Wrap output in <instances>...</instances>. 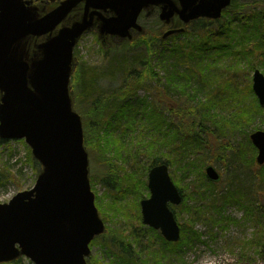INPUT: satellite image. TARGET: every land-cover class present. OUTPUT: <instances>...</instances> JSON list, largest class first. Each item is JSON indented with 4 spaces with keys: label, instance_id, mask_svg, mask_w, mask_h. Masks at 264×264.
I'll return each mask as SVG.
<instances>
[{
    "label": "rangeland",
    "instance_id": "374dc122",
    "mask_svg": "<svg viewBox=\"0 0 264 264\" xmlns=\"http://www.w3.org/2000/svg\"><path fill=\"white\" fill-rule=\"evenodd\" d=\"M26 1L49 12L62 0ZM260 12H264V0H236L219 22L209 25L206 34L199 33L197 23H192L180 35L159 43L154 41L151 51L155 54L151 64L153 72L161 79L160 84L147 83L125 102L128 107L124 109L118 105L114 109L106 108V95L114 92L121 80V73L113 72L114 65L108 70L107 56L109 48L120 46L122 42L111 40L102 47L96 32L91 30L81 36L73 52L76 61L71 80L73 109L83 123L90 186L99 217L107 231L90 245L88 264H120L118 252L112 248L110 239L117 241V245L119 242L122 245L129 243L134 257L147 260L149 264L153 262L148 255L151 247L158 249L161 244L159 232L141 223L139 207V202L149 197L147 173L152 158L147 156L145 148L139 146L138 140L143 134L144 140L149 142L152 132L148 128L153 126V122L145 117L146 105L141 101L146 98L147 104L155 106L153 88L166 89L169 107L180 112L177 120L182 119L184 127L189 125L193 133H201L202 130L206 133L198 136L204 139L203 147L198 151L192 150L185 160L179 158L174 149L177 139L173 132L164 138L154 139L153 159L168 162L173 183L183 194H188L182 211L180 206L174 207L180 226H192L186 213L189 208L202 206L207 210L208 203H212L190 195L194 184L199 185V176L205 165H214L222 176L221 187L212 190V194L219 198L229 191L239 193V186L255 184L256 187V179L244 165L248 158L256 155V151L251 150L249 136L255 131H264V111L239 125L228 121L234 118L238 108L248 107L252 100L251 67L255 66L264 74V39L252 37L253 33L264 34V26L256 29V14ZM140 24L149 31H157L161 27L157 12L152 17L143 16ZM257 40L261 45L252 50L256 51V56L244 57L240 53L243 46ZM227 43L234 44L229 52L220 45ZM182 52L190 53L191 58L185 62ZM191 69L197 73L190 74ZM83 70H91L97 75L94 91L88 85L94 75L88 76L82 73ZM173 77L182 90L169 84ZM241 92L246 100H242ZM168 117L174 119L172 115ZM128 123L131 128H127ZM186 131L185 134L190 133L188 128ZM223 147L226 154L220 159L218 151ZM29 151L24 140L0 143V203H6L18 192L34 186L40 167L35 169L28 159ZM186 207L187 210L183 211ZM211 211L217 219L231 218L235 223L213 224L209 217L205 220L199 218L193 224V230L201 235L200 240H190L175 254L160 256L159 264H264V256L259 254L261 249L254 242L251 245L261 229L252 220H247L243 209L236 203H225L222 208ZM23 261L32 264L28 259Z\"/></svg>",
    "mask_w": 264,
    "mask_h": 264
},
{
    "label": "water",
    "instance_id": "95a60500",
    "mask_svg": "<svg viewBox=\"0 0 264 264\" xmlns=\"http://www.w3.org/2000/svg\"><path fill=\"white\" fill-rule=\"evenodd\" d=\"M232 0H62L45 12L26 0H0V140H24L40 171L31 189L0 203V263L20 257L33 264H86L90 243L105 233L89 182L82 121L73 110L70 80L73 49L81 36L97 30L106 37L131 40L143 10L159 8L169 26L197 19L217 20ZM81 7L79 18L70 14ZM150 11H148L149 13ZM42 13V14H41ZM106 14H111L106 17ZM170 29L162 39L180 34ZM252 91L264 107V75L253 71ZM264 164V131L250 134ZM212 183L218 171L205 168ZM149 197L140 201L141 222L167 242L180 240L170 205L182 196L167 164L151 167Z\"/></svg>",
    "mask_w": 264,
    "mask_h": 264
},
{
    "label": "trees",
    "instance_id": "16d2710c",
    "mask_svg": "<svg viewBox=\"0 0 264 264\" xmlns=\"http://www.w3.org/2000/svg\"><path fill=\"white\" fill-rule=\"evenodd\" d=\"M235 2L232 3L230 7L234 5ZM229 9L223 12V14L226 15ZM258 16V19L256 21V29H260L264 26V12H260L256 14ZM223 16V15H222ZM220 21V20H219ZM217 21V22H219ZM197 23V24H196ZM198 26V32L206 34L209 28V25L214 24L211 21L199 19L196 22H194ZM202 34V35H204ZM257 34V33H256ZM202 36L201 34H199ZM261 36V39H264V34H258ZM159 40V36L155 35L154 37H141L138 41H135L134 43H128L124 42L120 46H116L114 48H109V54L107 56V61L109 62L110 67L108 70H111V66L113 67L114 73H121V84L120 86L111 94L106 95V108L108 109H114V106L118 105L121 109L127 108L128 105L125 103L131 96L136 95L137 91L141 90V88H144V86L148 83H156L160 84V77L153 72V66L151 63L154 61V52L152 54L151 47L154 41ZM159 43V42H158ZM208 43V42H207ZM221 48L224 47V44H220ZM136 49L132 50L131 48ZM206 47V44L204 45ZM203 46V47H204ZM264 49V46H262ZM174 53V51H172ZM264 54V51H262ZM184 60L188 59L190 57V53L184 54ZM192 56V54H191ZM191 58V57H190ZM139 69H137L138 67ZM190 74H196V70L191 69ZM82 73H85L86 75H94L91 84L90 81L88 82L91 91H94L96 86L94 84V78L97 76L95 73H92L91 70L89 71H82ZM152 74V75H151ZM186 76L190 77L187 73H185ZM170 78V77H169ZM169 81V80H168ZM169 84L175 85V89H183L181 85H179L177 82H175V77L171 78V82L169 81ZM167 85V84H166ZM169 86V85H167ZM89 89V90H90ZM165 88H153L154 92V105H151V103L146 104L145 100H142V103H145V117L148 121L153 122L152 128H148L150 132H152L149 142H146L144 140L143 134L141 135V138L138 140L139 146L146 149V153L148 157H151V166L156 165L157 163H160L161 161L158 159H153L154 155V145L156 138H164L165 136L170 135V131L173 132L176 140V145L174 149L180 155L179 158L186 159L190 155L189 153L192 150L198 151L203 147V138H199V135H206L205 131H201V133H193L190 132L188 134H185L183 131L179 130L177 126H183L182 119L179 121L177 118L180 115V112L176 110V108H170L167 100L169 101V98L166 100V93ZM126 104V105H125ZM156 107V108H155ZM179 108V107H178ZM253 111L254 113H262L264 110L260 109L257 105L255 99L253 98ZM122 111V110H121ZM189 112H192L189 110ZM185 116L187 113H183ZM169 115H172L174 117L173 120L169 119ZM158 116V117H157ZM249 120V116L245 112V110H237V114L234 115L233 120H231L232 124L239 125L243 122H247ZM159 122V124L157 123ZM165 125V127H164ZM151 127V126H150ZM201 128V125L199 126ZM127 128H131L130 124L128 123ZM86 130V125H85ZM201 130V129H200ZM123 131V129H121ZM123 133V132H122ZM125 134V133H123ZM197 137H195V135ZM123 136V135H122ZM190 136V137H188ZM189 138V139H187ZM87 140V139H86ZM85 140V144H87V141ZM2 141L0 140V143ZM86 146V145H85ZM252 151L254 152L255 149L253 146H251ZM220 150H222L223 154L225 153L224 147L219 149L218 156L220 154ZM222 154V153H221ZM222 154V155H223ZM28 159H31L33 166L38 168V163L31 157L30 151L28 153ZM168 164V162H166ZM253 168V177L256 179V187L255 184H252L248 187H241L239 186L238 191L243 193V198L238 200V203L240 204V207L245 208L244 211L246 213V217H248V220H252L253 223L256 224V226H259L261 230L258 231V234L256 235L255 241L251 242V245H256L259 247L260 255L264 256V167H257L253 163V158H250L247 162V166ZM246 166V164L244 165ZM203 171H201L199 176V185L194 184L193 189L190 191L191 197H197L199 199H207L211 200L212 203H208V209L204 210L202 206H196L191 207L187 210V207L183 210H187L186 213L189 214V221L191 223L190 228H185L181 226V239L178 243H166L161 238V244L159 245L158 249H154L151 246V252L148 253L149 256L152 258V264H159L161 261L160 256H165L167 253L175 254L179 247L182 245H188L190 243V240H200L201 235L193 230V224L200 218V219H210V221L213 224L222 223V224H233L235 223L234 219L227 218L224 220L217 219V215H215L211 210H216L222 208L225 203H237L235 200L236 196L240 193L238 192H230L229 194L222 195L221 198L218 197L217 194H212V190L218 189L220 186L215 185L213 183H210L206 180L205 176H203ZM191 185V184H190ZM188 194H183V201L180 205V210L186 206L187 203V197ZM192 199V198H191ZM183 205V206H182ZM182 206V207H181ZM175 209V208H174ZM221 210H219L220 212ZM209 212H211L209 214ZM212 224V225H213ZM191 234V235H190ZM135 242L137 241V238L134 237ZM109 243L111 244L113 249L117 250V260L120 264H149L147 260H142L139 258H135L132 254L133 251L130 250L131 245L129 243H126L125 245H122L121 242H119L121 245L116 244L117 241L110 239ZM92 244V243H91ZM130 245V246H129ZM164 245V246H162ZM164 251V253H163ZM115 252V251H114ZM116 253V252H115ZM6 264H25L23 261V258H19L16 261H13L11 263ZM88 264V259H87Z\"/></svg>",
    "mask_w": 264,
    "mask_h": 264
},
{
    "label": "bare ground",
    "instance_id": "6f19581e",
    "mask_svg": "<svg viewBox=\"0 0 264 264\" xmlns=\"http://www.w3.org/2000/svg\"><path fill=\"white\" fill-rule=\"evenodd\" d=\"M256 36H258V38H261V36L260 35H258V34H254L253 33V35H252V37H256ZM235 43V45H236V41L234 42ZM233 43L231 44V43H227V44H225L224 45V47H223V49L224 50H226V52H229L230 50L229 49H231V48H233ZM259 45H261L259 42H258V40L257 41H253V42H250V43H248V44H245L244 46H243V49L240 51V53L244 56V57H251V56H256V51H252L253 50V48L254 47H256V46H259ZM235 50H236V47H235ZM261 50H262V48H261ZM250 62L252 61V60H249ZM255 65H256V63H255ZM138 67V66H137ZM140 67H138L137 69H139ZM252 69H253V71H255V70H259V69H257V68H255V66H252L251 67ZM260 71V70H259ZM260 73H262L261 71H260ZM263 74V73H262ZM264 75V74H263ZM120 84H121V80H120V83H119V85H118V87L120 86ZM117 87V88H118ZM115 91V90H114ZM138 92V91H137ZM254 95V96H253ZM253 95H252V100H251V102H249V104H248V107H246V108H244V107H241V108H238L237 110L239 111V110H245V112L247 113V115L249 116V119L250 118H253V117H256V116H258V115H262V114H260V113H254V111H253V108H252V106H253V97H254V99H255V101H256V103H257V105L259 106V108L260 109H263L264 107H261L260 105H259V102H258V99H257V97H256V95L253 93ZM134 96V95H133ZM133 96H131V97H133ZM240 96L242 97V100H246L245 99V96H244V94H243V92H241V94H240ZM143 100H145V103L147 104V102L148 101H146V98H144ZM207 110H209V109H207ZM206 113V112H205ZM207 114V113H206ZM206 114L203 116V118H205V116H206ZM231 120H233V119H231ZM231 120H229L228 121V123L229 124H232V122H231ZM177 128L179 129V130H184V129H186L187 130V128H188V130H189V132H191L192 131V129L189 127V125H188V127H184V126H177ZM231 129V128H230ZM195 135V137H197V135L196 134H194ZM121 145V147L123 146V144L121 143L120 144ZM253 146V145H252ZM253 148L255 149V151H256V155H255V157L253 158V155L250 157V158H253V163L257 166V167H264V164L263 165H259L257 162H256V157H257V154H258V150L253 146ZM252 150V149H251ZM253 152V151H252ZM221 153L223 154V152H222V150H221ZM220 153V155L219 156H217V157H219L220 159H222L223 158V156L225 155V154H221ZM218 158V159H219ZM250 158H248L247 159V161H246V167H247V169L252 173V178L254 179L255 177H253V171H254V169L253 168H251V167H249V165L247 166V162L249 161V159ZM207 166H212V167H214L215 169H216V167L214 166V165H212V164H207V165H205L204 167H203V172L205 171V168L207 167ZM205 173V172H204ZM230 193V191L228 192V194ZM243 198V193L242 192H240L237 196H236V198H235V200L237 201V203H238V200H240V199H242ZM238 206L240 207V204L238 203ZM241 209H243V212H244V214H245V211H244V209L245 208H243V207H240ZM245 216H246V214H245ZM248 220V219H247ZM248 221H251V220H248Z\"/></svg>",
    "mask_w": 264,
    "mask_h": 264
},
{
    "label": "flooded vegetation",
    "instance_id": "af4514ba",
    "mask_svg": "<svg viewBox=\"0 0 264 264\" xmlns=\"http://www.w3.org/2000/svg\"><path fill=\"white\" fill-rule=\"evenodd\" d=\"M37 1V0H36ZM148 11H150L149 13H148ZM147 12H145V13H143L141 16H140V19L144 16L145 18H148V17H152L156 12L158 13V9H151V10H148ZM106 16H109V14H106ZM181 26V23L178 21V18H174V19H172V21H171V23H170V25L169 26H164L163 25V28L162 29H158L157 31H149V30H147V29H145V32H144V34H148L149 35V37L151 36V37H153L154 35H155V33H160V31L162 30H164V31H168V30H170V29H175V28H178V27H180ZM143 34V35H144ZM137 37L138 36H133V38L132 39H137ZM133 41V40H132Z\"/></svg>",
    "mask_w": 264,
    "mask_h": 264
}]
</instances>
